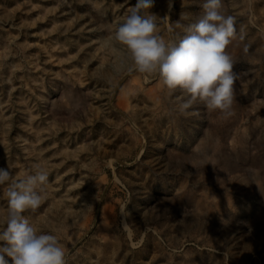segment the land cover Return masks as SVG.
Segmentation results:
<instances>
[{
    "label": "rangeland",
    "instance_id": "obj_1",
    "mask_svg": "<svg viewBox=\"0 0 264 264\" xmlns=\"http://www.w3.org/2000/svg\"><path fill=\"white\" fill-rule=\"evenodd\" d=\"M202 2L154 0L162 37H183ZM136 3L0 0V168L49 174L23 215L66 264H264V0H223L227 118L199 102L180 114L179 90L128 71L113 36Z\"/></svg>",
    "mask_w": 264,
    "mask_h": 264
},
{
    "label": "clouds",
    "instance_id": "obj_2",
    "mask_svg": "<svg viewBox=\"0 0 264 264\" xmlns=\"http://www.w3.org/2000/svg\"><path fill=\"white\" fill-rule=\"evenodd\" d=\"M153 6L154 0H137L115 29L113 40L126 48L128 71L156 74L170 93L179 90L180 114L199 102L210 112L219 110L230 117L237 60L227 48L237 33L235 18L227 13L223 0H203L197 21L173 41L160 34L158 17L150 11ZM174 27L183 26L177 22ZM48 175L37 166L34 173L17 180L9 168H0V186L7 184L4 196L8 203L0 221L5 225L0 231V264H66V252L57 236L41 232L23 215L42 204Z\"/></svg>",
    "mask_w": 264,
    "mask_h": 264
}]
</instances>
